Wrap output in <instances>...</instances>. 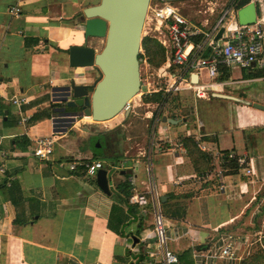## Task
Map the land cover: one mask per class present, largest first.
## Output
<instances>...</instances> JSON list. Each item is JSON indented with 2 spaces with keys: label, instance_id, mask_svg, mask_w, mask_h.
<instances>
[{
  "label": "crops",
  "instance_id": "1",
  "mask_svg": "<svg viewBox=\"0 0 264 264\" xmlns=\"http://www.w3.org/2000/svg\"><path fill=\"white\" fill-rule=\"evenodd\" d=\"M99 2L0 0V162L7 166V172L0 174V264H147L158 252L153 205L120 199L135 194L149 197L153 190L165 212L169 247L179 259L177 264H238L240 255L217 259L209 251L221 236L234 234L232 228L256 200L251 196L253 185L264 179V110L254 107L264 105V68L222 69L230 77L216 93L238 100L213 96L226 106L217 128L205 119L197 126L184 122L181 129L173 128L183 121L177 114L165 113L166 107L156 124L158 104L144 100L160 91L153 85L138 104L145 107L147 123L162 135L153 143L151 156L145 159L141 152L132 157L125 151V158L112 155L106 161L98 148L109 132L126 127L124 121L137 114L136 106L131 104L128 117L124 112L105 122L84 116L67 132H57L52 124L53 89L71 80L90 85L99 77L93 67L71 66L69 53L75 45L102 50L103 42L95 46L100 38H86L84 29L83 9ZM13 7L20 8L18 14L11 12ZM12 98L26 101L16 105ZM163 116L178 123L165 122ZM95 135L100 136L99 147L82 152L79 146ZM50 136L54 144L49 159L37 157L35 141ZM186 138L194 140L192 151ZM231 150L250 159L254 175L238 171L222 178L201 176L209 166L204 154L213 164L216 161V170V154ZM97 159L105 161L109 171L114 169L117 193L106 195L96 176H87L82 168L70 169L73 162ZM258 211L260 203L252 209L250 224L259 218ZM134 236L139 239L136 244ZM237 238L234 235L240 248ZM156 258L161 261L160 254Z\"/></svg>",
  "mask_w": 264,
  "mask_h": 264
},
{
  "label": "built area",
  "instance_id": "2",
  "mask_svg": "<svg viewBox=\"0 0 264 264\" xmlns=\"http://www.w3.org/2000/svg\"><path fill=\"white\" fill-rule=\"evenodd\" d=\"M243 0H152L149 6L146 23L150 29L158 32V40L168 55L167 67L160 69V78L166 80V85L160 90L164 92L163 102L158 104L154 115L156 124L162 119L163 109L173 93L184 89L193 90L196 97L203 99L213 94L224 82L219 80L224 67L237 66L245 70L264 68V0H253L262 3L254 24L241 25L239 10ZM192 3L194 13L185 14L183 6ZM257 4V3H256ZM19 7H13L11 12L18 14ZM223 33L218 37L219 32ZM174 68V70H172ZM16 105H21L26 98H12ZM128 108L132 109L131 103ZM26 120V118H25ZM34 154L42 159H49L53 152L54 139L38 138L35 141ZM198 146L208 149L202 142ZM5 157V156H3ZM218 168L208 173L206 178L216 176L222 178L225 174L224 164L236 162L239 171L244 175H254L255 170L247 156L235 151L218 152ZM103 160L91 162H73L72 171L82 168L86 175L95 177L98 170L106 168ZM7 172V167L0 162V174ZM214 173V174H213ZM225 188L221 184V189ZM131 203L141 206L153 205L154 232L158 252L151 254L153 258L147 264H177L179 259L170 249L167 236V225L159 195L153 190L149 197L132 195ZM209 251V255L217 259H236L239 249L234 234H226L219 238ZM241 243V242H240ZM241 245V244H240ZM161 255V261L157 255ZM207 256V255H206Z\"/></svg>",
  "mask_w": 264,
  "mask_h": 264
},
{
  "label": "water",
  "instance_id": "3",
  "mask_svg": "<svg viewBox=\"0 0 264 264\" xmlns=\"http://www.w3.org/2000/svg\"><path fill=\"white\" fill-rule=\"evenodd\" d=\"M152 0H100L96 5L83 9L85 15V37L105 39L101 51L88 45L70 47V65L73 67H93L99 77L90 85L69 84L53 89L52 124L57 132H67L84 116L96 122L109 121L125 112L128 105L138 95L142 86L141 52L143 31ZM258 9L250 2L239 10L241 25L254 24ZM221 30L218 34L220 37ZM215 97L238 100L222 93ZM249 104V102H246ZM264 110V105L254 104ZM166 122L177 120L163 116ZM114 169L102 168L96 174L99 189L106 195L117 193L113 186ZM165 200V198H163ZM135 237V236H134ZM139 242L134 238V244Z\"/></svg>",
  "mask_w": 264,
  "mask_h": 264
},
{
  "label": "rangeland",
  "instance_id": "4",
  "mask_svg": "<svg viewBox=\"0 0 264 264\" xmlns=\"http://www.w3.org/2000/svg\"><path fill=\"white\" fill-rule=\"evenodd\" d=\"M256 3L258 12H261L262 3ZM193 7L194 6L192 3H185L183 6L184 13H194V10L192 9ZM145 37L152 38L159 42L158 32L150 29L148 22L145 24L143 31V39ZM102 42L105 44V39H95V46ZM100 47L101 45L99 48ZM141 53L143 55L141 60L142 86L138 95L131 102L133 106H136L137 114L124 121L126 127L123 126L120 128V130H118V132L115 131L116 133L109 132L103 139V144L101 146L102 148L98 149H101L102 157L106 161L112 159V155L113 159L120 160L125 158V151H128V155H131L132 157H137L142 152L144 154L142 157L145 159L147 157L149 158L152 151L154 150L153 143H156L157 140L162 137V135L157 133V130L154 129L153 123H151V125L150 123H147V120L144 118L146 113L145 107L139 106L138 104L140 103L139 100L142 98L143 94H145V92H147L149 89H152L153 85L160 87H164L166 85V80L164 78H160L159 74L161 68H165L166 72L169 71L167 67L168 55L165 50L166 61L160 67H155L149 63V57L147 56V52L143 47H141ZM172 70H174V68H172ZM96 73L98 76L99 74L97 70ZM237 74H239V71H236V75ZM216 92L217 91H214L213 93ZM156 106L157 105H155V107ZM165 107V113L167 112L169 115L177 114L181 121H183L172 125L173 128L181 129L184 125V122H187L190 125L195 123L194 125L197 126L198 123L200 124V121L203 119H205L206 122L209 121V125H213L215 128H217L219 123L224 119L225 113L221 112L226 106L221 102V99L214 98L212 94H209L206 98L200 99L196 97L193 90L184 89L182 91L173 93ZM150 108L152 110L153 105H151ZM185 129L186 128L184 127V130ZM94 137L95 139L91 137L89 142H83L82 146H79L82 152H84V149H86V151H92V149L95 150V147H99L97 140L100 138V136L98 137L95 135ZM115 139L117 140V145L119 147H117V145H113ZM214 164L213 161H211L206 169L203 168L201 170L203 171L201 176L205 178L208 173L212 172ZM263 182L264 179H261L253 185L251 196H255L256 200L253 201L250 209L246 211L244 218L240 219V221L231 230L235 237H238L237 239L241 242V249L238 247V252L240 255L238 264H264V184H261ZM125 184L128 185L126 181ZM249 198L250 197L243 201H248ZM259 203L260 212H257V216L259 218L257 217L258 219L253 222L254 224H250L248 219L251 216L252 209L256 208Z\"/></svg>",
  "mask_w": 264,
  "mask_h": 264
},
{
  "label": "trees",
  "instance_id": "5",
  "mask_svg": "<svg viewBox=\"0 0 264 264\" xmlns=\"http://www.w3.org/2000/svg\"><path fill=\"white\" fill-rule=\"evenodd\" d=\"M251 1H253V0H243L241 5L245 6V5L249 4ZM256 6H257V4H256ZM142 47L146 50L147 56L149 57V63L152 64L153 66L160 67L166 61L165 48L158 41H156L152 38H149V37H145L142 40ZM142 58H143V55L140 52V54H139L140 61L142 60ZM221 76H220L219 80L224 81L230 77V74H229L228 70H224V72L222 73ZM163 98H164V92L162 90L152 94L151 96H144L145 101H147V102L150 101V102L156 103V104L162 103ZM184 141H185V145L187 146L188 150L192 151L191 145H195L194 140L191 138H186ZM207 158H208L209 164H210L212 159L210 157H208V155L204 154L203 159H207ZM223 167L225 169V172H224L225 174L236 173L240 169L238 164H236V162H234V161H231L228 164L227 163L224 164ZM130 197H131V195H128L124 199L123 198L122 199L119 198V199L125 203L126 202L128 203Z\"/></svg>",
  "mask_w": 264,
  "mask_h": 264
}]
</instances>
